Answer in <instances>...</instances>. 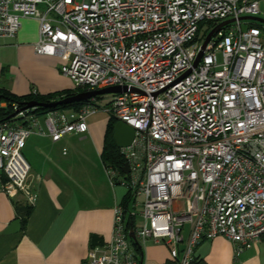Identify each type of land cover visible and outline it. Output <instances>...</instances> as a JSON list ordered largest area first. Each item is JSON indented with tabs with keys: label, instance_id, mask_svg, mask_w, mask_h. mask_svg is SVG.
<instances>
[{
	"label": "built area",
	"instance_id": "built-area-1",
	"mask_svg": "<svg viewBox=\"0 0 264 264\" xmlns=\"http://www.w3.org/2000/svg\"><path fill=\"white\" fill-rule=\"evenodd\" d=\"M244 16L262 18L264 0H0V38L35 18V52L61 58L75 88L122 89L105 93L111 98L103 105L96 99L104 94L45 114L14 105V120L0 124V192L34 205L22 155L27 138L85 133L101 110L134 129L130 145L119 148L128 171L104 168L111 186L130 190L135 223L126 229L117 203L111 238L89 249L87 264H138L129 231L142 248L149 240L167 245L174 264H192L195 247L218 235L237 252L259 241L264 24ZM230 19L194 66L206 35ZM203 23L213 26L202 39Z\"/></svg>",
	"mask_w": 264,
	"mask_h": 264
},
{
	"label": "crops",
	"instance_id": "crops-1",
	"mask_svg": "<svg viewBox=\"0 0 264 264\" xmlns=\"http://www.w3.org/2000/svg\"><path fill=\"white\" fill-rule=\"evenodd\" d=\"M38 27L37 19L24 18L13 38H0V87L16 95L72 90V80L60 70L64 61L35 52ZM97 132L91 123L87 132H72L58 141L38 135L27 138L23 155L37 201L25 229L5 234L17 219L14 201L25 199L0 192V264H87L90 235L103 242L111 238L113 209L121 197L110 185L103 163V171L96 167L93 176L98 161L90 168L75 143L89 139L100 158L103 139ZM235 247L218 235L201 241L193 254L203 264H264V238L242 251ZM143 264L174 263L167 245L149 240L143 246Z\"/></svg>",
	"mask_w": 264,
	"mask_h": 264
},
{
	"label": "trees",
	"instance_id": "trees-1",
	"mask_svg": "<svg viewBox=\"0 0 264 264\" xmlns=\"http://www.w3.org/2000/svg\"><path fill=\"white\" fill-rule=\"evenodd\" d=\"M256 25L261 26L257 23ZM82 91L83 89L81 88H73L72 90L49 93L45 95L36 92H31L25 95H16L11 93L9 90L0 87V124L6 121L14 120V116H12V114L15 112V109L13 107L14 105H16L18 109H23V107H25L26 104L30 101H36L39 103H50ZM87 102H89V100L74 102L67 105H59L51 108L34 107L33 112L37 114H45L52 110L78 109V107ZM116 122L117 119L108 115L103 136V145L100 153V159L104 166H112L113 168L121 171V168L124 164V158L120 154V149L117 148L113 139V127ZM5 180V175L2 171H0V183L4 182ZM130 202L131 192L129 189H126V192L119 201V204L123 208V219L125 222L126 229L134 228L135 223V218L130 213ZM33 206L34 205L28 204L25 200L14 201L15 217L20 221L21 230L25 229L28 217L33 210ZM262 238H264V236ZM89 243L90 248H93L97 245H101L104 242L103 239L98 235L91 234L89 237ZM132 246L138 264H143V248L137 242H132ZM192 264H203V261L199 258L194 257Z\"/></svg>",
	"mask_w": 264,
	"mask_h": 264
},
{
	"label": "water",
	"instance_id": "water-1",
	"mask_svg": "<svg viewBox=\"0 0 264 264\" xmlns=\"http://www.w3.org/2000/svg\"><path fill=\"white\" fill-rule=\"evenodd\" d=\"M241 19H249V20H252L254 22L264 24V18L257 17V16H244V17H241ZM231 21H232V19L219 23L217 26H215L206 35L205 40L202 43L201 49H200L199 53L197 54V57L194 61V64H193L194 66H196L197 63L199 62V60L202 56L203 49H204L207 41L211 37V35L215 31H217L221 26H223V25H225ZM124 89H126V87H124ZM121 91H122V89L119 86L106 87V88H102V89H98V90L82 91V92L75 93L73 95H70L68 97H64L62 99H59L57 101L50 102V103H39L36 101H30L26 104L25 107H23V109L33 108V107L51 108V107H56L59 105H67V104L74 103V102H80V101L88 100L94 96L102 95L105 93H119ZM16 113H17V111L14 112L12 114V116H14ZM133 137H134V129L130 125H128L122 121H117L114 124L113 139L115 141L117 148L126 147V146L130 145ZM122 171L124 173H126L128 171L126 164H124L122 166ZM20 228H21L20 221L18 219H16L8 225V227L3 231V233H5V234L6 233H14V232L19 231ZM129 236L134 242L136 241L133 231H129Z\"/></svg>",
	"mask_w": 264,
	"mask_h": 264
},
{
	"label": "rangeland",
	"instance_id": "rangeland-1",
	"mask_svg": "<svg viewBox=\"0 0 264 264\" xmlns=\"http://www.w3.org/2000/svg\"><path fill=\"white\" fill-rule=\"evenodd\" d=\"M78 1H82V0H78ZM262 18H264V16H262ZM213 23H203L201 26V38L203 39L204 35L212 28ZM218 59L220 60L221 57L220 55H218ZM74 89H76L74 87ZM78 91V90H77ZM110 94H104L102 96H100L99 98L96 99L97 103L100 105H103L106 101H108L110 99ZM108 119V113H106L105 111H97L95 114L91 115L88 120H87V124L90 125L91 123H94L95 128L97 129V133L98 135L102 133V139L104 136V131H105V127H106V122ZM91 140H94V137L91 138ZM78 146H80V150H81V154L82 157L84 156V158L89 161V166L91 168V164L92 161L96 162L98 161V165L94 166L92 168L91 174L93 176H95L94 174V168L98 167L99 169H101L103 171L102 168V162H100V158L99 156H96L94 153V150L92 148V143L89 139L81 141V142H75ZM22 155H23V150H22ZM24 156V155H23ZM25 158V157H24ZM105 169V168H104ZM94 170V171H93ZM105 171V170H104ZM104 173V172H103ZM116 188V192H117V196L122 197L124 195V193L126 192V186L121 185V184H116L115 185ZM123 194V195H122Z\"/></svg>",
	"mask_w": 264,
	"mask_h": 264
}]
</instances>
